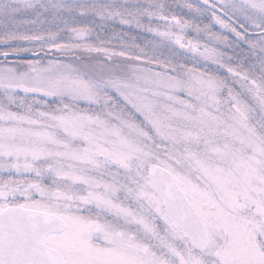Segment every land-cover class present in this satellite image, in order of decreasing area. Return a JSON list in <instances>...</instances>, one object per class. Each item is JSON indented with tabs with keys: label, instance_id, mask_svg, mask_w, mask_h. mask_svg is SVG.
Returning <instances> with one entry per match:
<instances>
[{
	"label": "snow or ice",
	"instance_id": "obj_1",
	"mask_svg": "<svg viewBox=\"0 0 264 264\" xmlns=\"http://www.w3.org/2000/svg\"><path fill=\"white\" fill-rule=\"evenodd\" d=\"M0 264H264V0H0Z\"/></svg>",
	"mask_w": 264,
	"mask_h": 264
},
{
	"label": "rangeland",
	"instance_id": "obj_2",
	"mask_svg": "<svg viewBox=\"0 0 264 264\" xmlns=\"http://www.w3.org/2000/svg\"><path fill=\"white\" fill-rule=\"evenodd\" d=\"M170 3L181 4L183 0H169Z\"/></svg>",
	"mask_w": 264,
	"mask_h": 264
}]
</instances>
